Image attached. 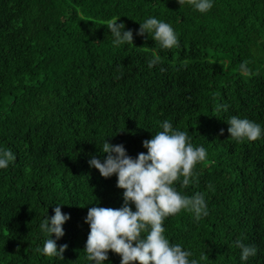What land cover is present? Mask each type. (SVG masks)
I'll use <instances>...</instances> for the list:
<instances>
[{"label":"trees","instance_id":"trees-1","mask_svg":"<svg viewBox=\"0 0 264 264\" xmlns=\"http://www.w3.org/2000/svg\"><path fill=\"white\" fill-rule=\"evenodd\" d=\"M211 3L200 13L176 0H0V149L16 157L0 169V264H94L88 209L122 207L124 190L89 160L106 159L104 141L146 154L165 120L206 149L191 183L173 187L203 194L208 209L200 220L183 209L165 218V238L189 260L207 254L200 264H264V0ZM114 17L133 45L113 44ZM152 17L172 26L178 47L137 35ZM153 53L160 62L149 68ZM232 116L259 124L261 137L233 140ZM57 206L70 215L56 241L68 245L63 260L35 251ZM237 239L257 254L242 261Z\"/></svg>","mask_w":264,"mask_h":264},{"label":"clouds","instance_id":"clouds-1","mask_svg":"<svg viewBox=\"0 0 264 264\" xmlns=\"http://www.w3.org/2000/svg\"><path fill=\"white\" fill-rule=\"evenodd\" d=\"M182 7L186 3L200 13L209 11L213 4L211 0H176ZM120 17H114L106 22L107 29L114 37L113 44L133 45V31H125L123 23H117ZM137 35L147 34L161 48L178 47V38L168 23L154 17L139 23ZM160 62V57L153 53L148 61L152 68ZM240 70L248 73L247 61L243 62ZM229 136L238 143L254 142L262 135L261 126L248 119L232 116L226 122ZM162 131L157 132L150 140L143 141L147 153H139L136 158L129 156L123 144L112 145L106 141L101 152L107 153L101 162L97 158L89 160V165L97 169L100 175L108 179L117 177V187L123 189V206L118 209L105 207H90L85 223L90 227L84 251L86 259L94 264H104L108 260L109 251L121 257V264H200L208 259L207 254H201L199 260L191 259L193 254L186 251L180 244H170L163 233L162 226L165 218L175 215L182 209L194 213L195 219L208 215L205 197L196 193L192 197L182 196L173 187L174 182L180 181L182 187H187L193 177V169L206 158L204 147L194 148L189 142L186 131L174 129L165 120L160 124ZM223 135V129H221ZM16 159L14 153L7 148L0 149V169H6ZM211 187V186H209ZM130 204L135 205L133 211ZM70 219L59 206L55 207L54 215L46 218L40 224V230L48 237L43 248L35 251L47 257H59L67 244L57 246V240L64 236L63 225ZM55 234L56 239H52ZM241 249L240 259L247 261L257 254L254 246L245 245L241 240L235 241Z\"/></svg>","mask_w":264,"mask_h":264}]
</instances>
